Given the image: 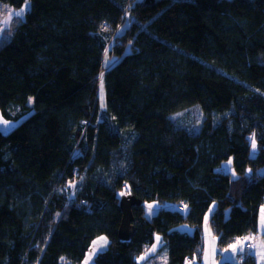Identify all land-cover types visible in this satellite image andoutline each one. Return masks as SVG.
Masks as SVG:
<instances>
[{
    "label": "trees",
    "instance_id": "trees-1",
    "mask_svg": "<svg viewBox=\"0 0 264 264\" xmlns=\"http://www.w3.org/2000/svg\"><path fill=\"white\" fill-rule=\"evenodd\" d=\"M0 3L28 4L0 44V114L18 122L0 128V264H81L102 235L92 264H137L157 235L167 264H185L202 252L210 210L220 250L257 232L264 0ZM194 108L197 131L172 121ZM127 190L142 205L121 243ZM153 201L175 209L147 218Z\"/></svg>",
    "mask_w": 264,
    "mask_h": 264
},
{
    "label": "rangeland",
    "instance_id": "rangeland-1",
    "mask_svg": "<svg viewBox=\"0 0 264 264\" xmlns=\"http://www.w3.org/2000/svg\"><path fill=\"white\" fill-rule=\"evenodd\" d=\"M27 5H23L19 9L12 8L8 5L0 3V44L7 41L19 23V21L24 17V14L27 9ZM15 13H20L19 16ZM127 18L130 20V15ZM128 22L125 23V25ZM122 28V27H121ZM123 27L121 30H123ZM109 50V47L107 51ZM106 51L104 66L109 68V66L114 63L115 56H111ZM99 106L101 110L104 108V88L101 87L98 93ZM30 103H32V98H29ZM172 121L179 126L188 127L193 131H197L199 126L202 123L201 113L197 109H190L185 112H180L171 117ZM18 122L5 121L0 114V128L3 132L7 133L13 127L16 126ZM225 168L228 171L233 172L232 162L229 160L225 163ZM73 188V185H71ZM128 196V190L123 191L119 194V197L122 198ZM151 205V208H149ZM144 214L147 218H151L155 215L160 209H175L174 204L172 203H158V202H144L143 203ZM182 211L180 208H177ZM211 210L205 215L204 222L202 225V236H203V247L202 252L199 255H196L185 262V264H222L225 261H228L232 264H239L246 256H251L255 264H264V207L259 213L258 220V229L257 232L253 235L244 237L243 239L239 238L233 242L227 249L220 250L217 247L216 239L212 234L209 215ZM181 229L191 232V228L188 225H182ZM102 235L95 240H93L89 251L81 264H92L93 254L97 249H102L105 247V243L108 239ZM137 264H167V255L161 249L160 236H156L154 243L150 245L146 251L137 258Z\"/></svg>",
    "mask_w": 264,
    "mask_h": 264
},
{
    "label": "water",
    "instance_id": "water-1",
    "mask_svg": "<svg viewBox=\"0 0 264 264\" xmlns=\"http://www.w3.org/2000/svg\"><path fill=\"white\" fill-rule=\"evenodd\" d=\"M142 205V201L133 196H124L120 199L122 220L118 231V240L121 243H129L132 239L131 222L133 221L132 207Z\"/></svg>",
    "mask_w": 264,
    "mask_h": 264
},
{
    "label": "crops",
    "instance_id": "crops-1",
    "mask_svg": "<svg viewBox=\"0 0 264 264\" xmlns=\"http://www.w3.org/2000/svg\"><path fill=\"white\" fill-rule=\"evenodd\" d=\"M261 212V211H260ZM107 240V239H106ZM107 246H108V241L105 243V247L104 248H102V249H97L95 252H94V256L96 255V253L97 252H99V251H101V250H104V249H106L107 248ZM94 256H93V259H94Z\"/></svg>",
    "mask_w": 264,
    "mask_h": 264
},
{
    "label": "snow or ice",
    "instance_id": "snow-or-ice-1",
    "mask_svg": "<svg viewBox=\"0 0 264 264\" xmlns=\"http://www.w3.org/2000/svg\"><path fill=\"white\" fill-rule=\"evenodd\" d=\"M15 15L19 16L20 13H15ZM253 147H255V144L253 143ZM149 208H151V205H149Z\"/></svg>",
    "mask_w": 264,
    "mask_h": 264
},
{
    "label": "built area",
    "instance_id": "built-area-1",
    "mask_svg": "<svg viewBox=\"0 0 264 264\" xmlns=\"http://www.w3.org/2000/svg\"><path fill=\"white\" fill-rule=\"evenodd\" d=\"M178 208H180L181 210H183V206H180V205H179V207H178Z\"/></svg>",
    "mask_w": 264,
    "mask_h": 264
}]
</instances>
